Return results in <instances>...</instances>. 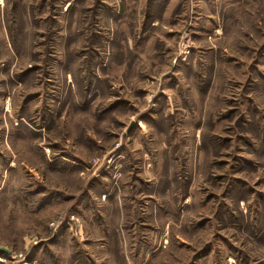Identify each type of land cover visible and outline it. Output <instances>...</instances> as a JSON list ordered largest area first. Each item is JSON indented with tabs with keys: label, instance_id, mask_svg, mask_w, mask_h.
<instances>
[{
	"label": "rangeland",
	"instance_id": "obj_1",
	"mask_svg": "<svg viewBox=\"0 0 264 264\" xmlns=\"http://www.w3.org/2000/svg\"><path fill=\"white\" fill-rule=\"evenodd\" d=\"M0 264H264V0H0Z\"/></svg>",
	"mask_w": 264,
	"mask_h": 264
},
{
	"label": "water",
	"instance_id": "obj_2",
	"mask_svg": "<svg viewBox=\"0 0 264 264\" xmlns=\"http://www.w3.org/2000/svg\"><path fill=\"white\" fill-rule=\"evenodd\" d=\"M0 251H4L6 253H9V251L7 249H5V248H0Z\"/></svg>",
	"mask_w": 264,
	"mask_h": 264
}]
</instances>
